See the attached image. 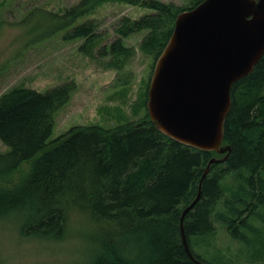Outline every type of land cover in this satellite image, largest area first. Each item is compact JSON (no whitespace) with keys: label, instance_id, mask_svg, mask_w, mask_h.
Returning a JSON list of instances; mask_svg holds the SVG:
<instances>
[{"label":"trees","instance_id":"trees-1","mask_svg":"<svg viewBox=\"0 0 264 264\" xmlns=\"http://www.w3.org/2000/svg\"><path fill=\"white\" fill-rule=\"evenodd\" d=\"M200 1L180 7L159 0H78L60 14L42 12V18L51 25L48 33L62 30L65 41L82 39L78 50L89 54L100 33L84 18L99 5L147 8L152 12L137 19L121 17L117 36L96 53L108 59L104 68L119 70L134 54L122 38L144 31L137 48L151 57L152 70L176 14ZM119 81L126 89L127 80ZM147 84L133 107L134 113L143 110L135 122L71 126L50 140L55 112L67 102L72 82L44 91L23 85L2 91L0 142L6 150L0 152V218L16 219L22 237L57 241L65 237L71 214L83 215L92 229L85 264H193L180 241V212L194 198L208 158L223 154L161 133L146 112ZM229 96L222 129L229 152L209 165L197 201L182 218L191 251L198 241L209 243L212 218L247 245L246 233L257 232L249 219L264 206V53L231 84ZM229 175L234 184L224 186L221 181ZM224 189L228 195L218 207Z\"/></svg>","mask_w":264,"mask_h":264},{"label":"rangeland","instance_id":"rangeland-1","mask_svg":"<svg viewBox=\"0 0 264 264\" xmlns=\"http://www.w3.org/2000/svg\"><path fill=\"white\" fill-rule=\"evenodd\" d=\"M77 1L0 0V93L16 85L44 91L67 82L73 84L67 102L55 112L48 140L71 126L110 127L135 122L143 113L142 109L134 113L133 107L151 73V57L137 48L144 31L122 38L123 45L132 47L134 54L119 70L104 68L108 59L96 52L117 36L115 28L121 17L137 19L152 11L126 3L99 5L84 18L91 20L100 33L90 53L85 54L78 50L82 39L65 41L62 30L48 33L51 25L42 18L44 12L60 14ZM159 1L185 7L191 0ZM120 78L127 80L124 90L119 86ZM5 150L0 142V152ZM221 184L232 185L234 180L229 175ZM227 195L224 189L218 207ZM212 220L215 229L209 243L192 244V251L201 259L211 264H264V206L249 219L257 232L246 233L247 245L231 238L219 221ZM84 223L83 215L72 213L65 237L51 241L22 237L16 219L0 218V264H85L92 229Z\"/></svg>","mask_w":264,"mask_h":264},{"label":"water","instance_id":"water-1","mask_svg":"<svg viewBox=\"0 0 264 264\" xmlns=\"http://www.w3.org/2000/svg\"><path fill=\"white\" fill-rule=\"evenodd\" d=\"M263 53L264 0H201L176 14L153 63L145 100L150 122L183 145L223 154L208 158L194 198L180 212V241L193 264L207 263L190 250L182 218L197 201L209 165L222 162L229 152L222 144V129L230 86Z\"/></svg>","mask_w":264,"mask_h":264}]
</instances>
